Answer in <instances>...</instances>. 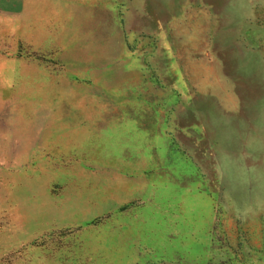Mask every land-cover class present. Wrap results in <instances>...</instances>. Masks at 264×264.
<instances>
[{"label":"rangeland","instance_id":"1","mask_svg":"<svg viewBox=\"0 0 264 264\" xmlns=\"http://www.w3.org/2000/svg\"><path fill=\"white\" fill-rule=\"evenodd\" d=\"M42 4L0 11V264H264V0Z\"/></svg>","mask_w":264,"mask_h":264},{"label":"crops","instance_id":"2","mask_svg":"<svg viewBox=\"0 0 264 264\" xmlns=\"http://www.w3.org/2000/svg\"><path fill=\"white\" fill-rule=\"evenodd\" d=\"M34 1H38V2H47L48 0H0V11L1 10H13V11H23L24 15L22 17H20V19H22L23 23V27H24V31L27 29L31 30V27H34L32 25V3ZM51 1H55V0H51ZM57 2H59V4L56 5V8L58 10L59 13H61L63 11V0H56ZM42 4V5H44ZM45 10L47 8V5H44ZM71 10H73L70 7ZM42 11V9H41ZM69 11V10H68ZM46 16V15H45ZM2 17V16H0ZM11 17V15H10ZM47 17V16H46ZM41 18V17H40ZM14 19V18H12ZM15 21V20H14ZM14 21L12 22V24L14 23Z\"/></svg>","mask_w":264,"mask_h":264}]
</instances>
